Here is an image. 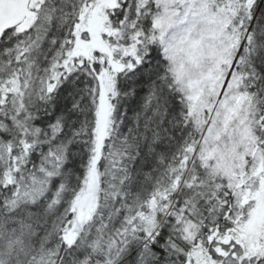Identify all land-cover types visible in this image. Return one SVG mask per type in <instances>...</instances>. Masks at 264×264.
<instances>
[{
    "label": "snow or ice",
    "instance_id": "6c2138e0",
    "mask_svg": "<svg viewBox=\"0 0 264 264\" xmlns=\"http://www.w3.org/2000/svg\"><path fill=\"white\" fill-rule=\"evenodd\" d=\"M0 264H264V0H0Z\"/></svg>",
    "mask_w": 264,
    "mask_h": 264
}]
</instances>
